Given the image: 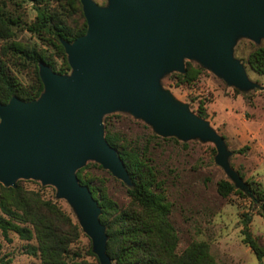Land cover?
<instances>
[{"label": "water", "instance_id": "95a60500", "mask_svg": "<svg viewBox=\"0 0 264 264\" xmlns=\"http://www.w3.org/2000/svg\"><path fill=\"white\" fill-rule=\"evenodd\" d=\"M81 3L88 32L73 43L62 41L71 75L41 64V97L32 102L13 97L0 105V183L15 188L19 179H34L55 186L57 196L74 208L100 263L112 264L101 208L77 177L94 161L131 185L123 161L105 139L104 117L127 111L162 137L213 143L216 163L246 190L228 163L224 138L172 100L160 79L168 72L184 73V60L195 58L230 85L253 89L234 47L241 37L257 44L264 38V0Z\"/></svg>", "mask_w": 264, "mask_h": 264}, {"label": "rangeland", "instance_id": "374dc122", "mask_svg": "<svg viewBox=\"0 0 264 264\" xmlns=\"http://www.w3.org/2000/svg\"><path fill=\"white\" fill-rule=\"evenodd\" d=\"M18 1V11L28 23L35 21L37 8L52 9L67 15L70 12L72 21L79 22L80 0H44L41 4ZM92 1L100 7L108 6V0ZM11 10H15L13 5ZM50 43L51 40L24 29H15L12 38L0 40V54H9L7 64L23 88L32 86L35 66L22 55L5 52L8 51L5 47L16 44L24 49L34 48L61 67L62 59ZM259 47H264V38L257 44L241 37L234 47V57L244 65L249 80L255 85L249 91L230 85L195 58H186L184 64L185 71L186 63L203 69L198 80L182 84L176 74L183 73L177 71L165 73L160 79L161 88L172 100L186 106L224 138L230 152L228 163L233 171L243 176L241 178L246 190L236 187V191L227 198L220 195V181L235 183L216 163L218 152L213 143L199 138L184 142L176 137L159 136L151 125L127 111L105 116L113 125V132L121 135L131 146H137L145 152L146 160L156 172L171 205L170 218L179 236V252L194 242H203L209 245L216 264H258L255 253L244 242L246 216L252 219L249 229L253 238L264 250V217L260 201L248 194L257 190L264 196V76L254 72L247 64L249 55ZM71 73L64 76H70ZM103 125L105 129L104 122ZM246 146L248 150L238 153ZM86 166L85 175L101 185L114 202L121 208L130 205L128 184L94 161H88L83 168ZM18 185L28 192L39 194L43 201L57 204L69 215L81 228L80 239L72 248L73 253L81 254L87 264H101L96 259L93 241L81 226L74 208L66 199L57 196L55 186L44 185L41 180L34 179H19L16 187ZM9 239L0 235L2 263L41 264L39 257L30 254V247L37 245L35 238L26 241L16 234H10Z\"/></svg>", "mask_w": 264, "mask_h": 264}, {"label": "trees", "instance_id": "16d2710c", "mask_svg": "<svg viewBox=\"0 0 264 264\" xmlns=\"http://www.w3.org/2000/svg\"><path fill=\"white\" fill-rule=\"evenodd\" d=\"M26 1L41 4L44 0ZM11 5L15 10H11ZM82 6L81 3L77 15L79 22L72 21L70 12L67 15L56 13L52 9L37 8L35 21L28 23L18 11V0H0V40H9L15 35V29H24L38 37L51 40V46L62 59V65L58 67L52 59L34 48L24 49L16 44L5 47L8 50L5 52H14L31 60L35 71L32 86L23 88L7 64L6 58L9 54H0V105L8 104L13 97L24 102H32L41 97L44 85L39 64L50 67L59 75L72 71L62 41L73 43L87 34L88 24ZM247 64L254 72L264 76V47L253 51ZM202 72V68L186 63L185 73L176 76L182 84H190L198 80ZM103 122L105 139L117 151L131 179V185L127 187L130 205L121 208L101 185L85 175L88 165L77 171V177L82 185L89 187L101 208L100 221L106 228L107 255L112 263L216 264L209 245L203 242H194L183 252H179V236L170 218V202L163 192L156 172L146 160L145 152L137 146H131L121 135L113 132V125L108 121V117H104ZM248 149L246 146L238 153ZM235 191L236 186L229 181H220L218 184V192L225 198ZM248 194L254 200L260 201L264 217L262 193L254 190ZM251 220L249 216L245 217L244 242L255 253L258 264H263L264 250L250 232ZM10 234H16L26 241L35 238L37 245L30 247V254L39 257L41 264H87L81 254L72 251L73 245L80 239L81 228L69 215L57 204L43 201L35 192H28L19 185L16 188H5L0 184V235L10 240ZM96 259L99 260L98 257ZM0 264H4L2 259Z\"/></svg>", "mask_w": 264, "mask_h": 264}]
</instances>
